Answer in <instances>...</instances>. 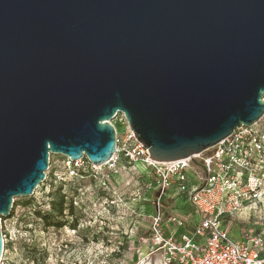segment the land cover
<instances>
[{"label":"water","instance_id":"1","mask_svg":"<svg viewBox=\"0 0 264 264\" xmlns=\"http://www.w3.org/2000/svg\"><path fill=\"white\" fill-rule=\"evenodd\" d=\"M118 113L161 163L258 124L264 0H0V262L15 198L51 154L108 163Z\"/></svg>","mask_w":264,"mask_h":264},{"label":"built area","instance_id":"2","mask_svg":"<svg viewBox=\"0 0 264 264\" xmlns=\"http://www.w3.org/2000/svg\"><path fill=\"white\" fill-rule=\"evenodd\" d=\"M112 124L117 148L108 163L95 167L86 157L70 163L74 169L103 174L104 168L118 170L124 157L151 172L153 182L145 191L152 194L154 211L141 214L150 223L142 238L146 258L161 256V264H264L263 232L245 230L240 240L230 234L235 217L255 222L257 213L264 214V118L252 128L240 127L208 151L162 163L150 158L123 113ZM174 198H183L199 216L192 230L191 221L169 203Z\"/></svg>","mask_w":264,"mask_h":264},{"label":"rangeland","instance_id":"3","mask_svg":"<svg viewBox=\"0 0 264 264\" xmlns=\"http://www.w3.org/2000/svg\"><path fill=\"white\" fill-rule=\"evenodd\" d=\"M117 169L104 168L103 174L87 167L78 170L67 157L51 154L45 182L31 197L15 198L11 215L1 220L5 240L1 264H158L159 257L146 258L142 252L148 250L142 238L149 234L150 223L141 214L154 209L150 197L143 196L144 184L151 179L127 159ZM63 195L67 206L75 202V217L64 219L53 207ZM37 212L52 213L55 221L66 220L68 226L47 229ZM191 212L193 220L194 209ZM73 220L75 230L69 226ZM250 222L238 228L264 231L263 212L256 214L254 224Z\"/></svg>","mask_w":264,"mask_h":264},{"label":"crops","instance_id":"4","mask_svg":"<svg viewBox=\"0 0 264 264\" xmlns=\"http://www.w3.org/2000/svg\"><path fill=\"white\" fill-rule=\"evenodd\" d=\"M124 161H126V159L124 157H121L119 159L118 163H117V168L123 167V162ZM135 167H137V169L140 170L139 171L140 174H146L147 175L146 177H148V178L151 179V183L153 182L152 176H151V172L145 166H143L142 164H137V165H135ZM124 168L126 169V167H124ZM148 183L149 182L147 180L146 183L144 184V186L147 187V185H149ZM143 196L150 197V199L153 201V198L150 196V193L149 192L145 191ZM173 202L175 203V205L172 204L174 206V208H175V212H178L179 211V213H180L181 216H183L184 218H188V220L191 221V225L192 226L196 225V223L198 222L199 216L195 212H194V217L195 218L193 220H190V217L193 214L191 212L192 209H193L192 206H190L183 198H177L174 201H172L171 203H173ZM180 209H182V212L180 211ZM153 211H154V209L153 210H150V212H148V213H153ZM233 220H234L235 224L230 227V234H231L232 238L237 239V240H240V239L243 238V232L245 230H249V229H246L245 227H243L242 229H240L238 227H241L240 223H244V221H247V219H242L240 217L239 218L238 217H235ZM247 223H251V222L250 221H247ZM252 224H254V222ZM261 232H263V235H264V231H261ZM147 253H148V250H147Z\"/></svg>","mask_w":264,"mask_h":264},{"label":"trees","instance_id":"5","mask_svg":"<svg viewBox=\"0 0 264 264\" xmlns=\"http://www.w3.org/2000/svg\"><path fill=\"white\" fill-rule=\"evenodd\" d=\"M74 201L72 200L70 202V204L67 206V203H66V197L63 195V196H60L58 198V200L56 202H53V207L55 208V210L57 211V213L59 214V216L61 217H66L67 215L71 216V217H75V207H74ZM66 206H67V213L66 214ZM37 216L43 221V224L45 226V228H50V227H55V228H63L65 226H68V222L66 220L64 221H55L54 218H53V214L52 213H48V214H44V213H40V212H37ZM2 220H4L3 217H1ZM66 219V218H64ZM74 220L71 224H69V226L72 228V229H76V225L74 224Z\"/></svg>","mask_w":264,"mask_h":264},{"label":"bare ground","instance_id":"6","mask_svg":"<svg viewBox=\"0 0 264 264\" xmlns=\"http://www.w3.org/2000/svg\"><path fill=\"white\" fill-rule=\"evenodd\" d=\"M144 245H146V244H144ZM145 251H146V248H145V249L142 251V252H143V254H146V252H145ZM147 254H148V253H147ZM158 257H159V259H158V264H159V263H160V261H161V256H158ZM158 257H157V258H158Z\"/></svg>","mask_w":264,"mask_h":264}]
</instances>
